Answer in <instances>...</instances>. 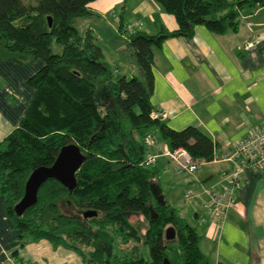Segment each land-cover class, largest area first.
Wrapping results in <instances>:
<instances>
[{
  "label": "trees",
  "instance_id": "trees-1",
  "mask_svg": "<svg viewBox=\"0 0 264 264\" xmlns=\"http://www.w3.org/2000/svg\"><path fill=\"white\" fill-rule=\"evenodd\" d=\"M92 1L0 0V48L20 60H43L28 78L34 92L19 124L0 141V193L15 238L20 245L46 238L76 250L83 264H163L170 259L167 246L176 242L180 264H205L198 227L152 191L161 169L146 162L147 138L157 125L171 149L185 147L200 163L214 159L217 142L197 125L177 129L161 119L150 99L155 48L168 37H192L199 23L216 32L237 30L243 9L264 0H157L178 26L162 24L149 32L120 24L141 70L130 76L105 58L92 28L77 24L79 17L94 13ZM70 141L85 154L76 186L71 190L49 178L37 201L17 213L31 171L53 164ZM87 209L97 214L86 217ZM132 214L146 220L143 233ZM169 225L175 238L165 235ZM93 245L95 250H86ZM98 253L106 258L100 260ZM11 257L16 264H33L18 249Z\"/></svg>",
  "mask_w": 264,
  "mask_h": 264
},
{
  "label": "crops",
  "instance_id": "crops-1",
  "mask_svg": "<svg viewBox=\"0 0 264 264\" xmlns=\"http://www.w3.org/2000/svg\"><path fill=\"white\" fill-rule=\"evenodd\" d=\"M91 9L94 13L79 17L77 24L94 30L105 58L128 76L141 75V70L120 24L149 32L162 24L178 26L176 16L157 0H94ZM238 20L237 30L225 32L199 23L192 37H168L154 55L150 99L161 119L177 129L197 125L217 142L215 158L200 163V172L199 166L193 173L177 170L157 125L150 130L155 141L147 152L157 154L154 164L161 169L160 184L168 202L182 216L183 211L193 212L191 223L201 232L205 264H264V169L246 172L223 222L199 221L208 197L201 184L222 188L221 172L232 167L223 153L250 130L264 126V4L244 8ZM42 64L41 58L24 61L0 48V141L19 124L34 92L28 78ZM190 188L192 196L187 195ZM16 233L0 193V264H10L15 249L33 264H83L72 248L56 247L46 238L20 245Z\"/></svg>",
  "mask_w": 264,
  "mask_h": 264
},
{
  "label": "built area",
  "instance_id": "built-area-1",
  "mask_svg": "<svg viewBox=\"0 0 264 264\" xmlns=\"http://www.w3.org/2000/svg\"><path fill=\"white\" fill-rule=\"evenodd\" d=\"M132 29V24L128 25ZM157 114V113H156ZM155 141L154 135H149L148 143ZM167 155L174 162L179 172L193 173L200 162L193 159L192 154L185 147H177L167 150ZM157 154L147 155L146 162L154 163ZM215 158V157H214ZM222 158L231 162V168H224L221 172L222 188L216 186H204L201 184V191L208 197L205 200L200 212L199 221H211L212 223L223 222L230 207L232 206L237 191L242 186V180L248 170L264 169V126L256 127L247 134L240 137L233 148L227 149ZM195 192L192 188L187 190V195L192 196ZM12 264H16L11 258Z\"/></svg>",
  "mask_w": 264,
  "mask_h": 264
},
{
  "label": "water",
  "instance_id": "water-1",
  "mask_svg": "<svg viewBox=\"0 0 264 264\" xmlns=\"http://www.w3.org/2000/svg\"><path fill=\"white\" fill-rule=\"evenodd\" d=\"M84 159L85 154L75 141H70L62 145L53 164L37 166L29 174L25 182L24 193L15 204L17 213H23L27 207L37 201L40 187L49 178L60 180L72 190L77 184L76 171L79 169ZM151 188L158 200L165 201L162 186L158 182H152ZM95 214H97V210L95 209H87L84 211L86 217ZM165 235L168 239L175 238L176 230L174 226L169 225L165 230ZM163 264H171V260L165 257Z\"/></svg>",
  "mask_w": 264,
  "mask_h": 264
},
{
  "label": "rangeland",
  "instance_id": "rangeland-1",
  "mask_svg": "<svg viewBox=\"0 0 264 264\" xmlns=\"http://www.w3.org/2000/svg\"><path fill=\"white\" fill-rule=\"evenodd\" d=\"M118 10H120L121 8L120 7H118L117 8ZM119 41H122V40H119ZM131 48V47H130ZM134 58H135V56H134ZM203 168H204V165L203 164H201L200 166H199V172L201 171V170H203ZM164 187H165V185H164ZM176 188H177V191L180 189V186L179 185H177L176 186ZM184 188V187H183ZM164 191H166V190H164ZM167 194H168V197H169V194H170V192L169 191H167ZM190 210V209H189ZM184 213H186V215H185V217H187V219H189L190 220V222H193V212H187V210L186 211H183ZM130 219H131V221H133L139 228H140V231L143 233L144 231H145V229H146V226H147V224H146V220L144 219V217L142 216V215H140V214H132L131 216H130ZM117 241V240H116ZM116 241L114 242V243H116ZM100 246H101V244H100ZM89 248V249H88ZM86 247V250L88 251V250H95L96 248H95V246L93 245V246H90V247ZM114 250V249H113ZM167 253H168V255H169V257H170V260H171V264H180V249H179V247H178V245H177V243L176 242H171L168 246H167ZM102 253V252H101ZM106 253V249L104 250V254ZM99 254V253H98ZM104 254H99V255H97L98 257H99V259L100 260H104L106 257H105V255ZM102 255V256H101Z\"/></svg>",
  "mask_w": 264,
  "mask_h": 264
}]
</instances>
